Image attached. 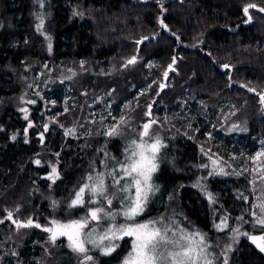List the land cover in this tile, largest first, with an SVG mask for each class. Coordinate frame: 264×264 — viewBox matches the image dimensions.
I'll return each instance as SVG.
<instances>
[{"label": "trees", "instance_id": "1", "mask_svg": "<svg viewBox=\"0 0 264 264\" xmlns=\"http://www.w3.org/2000/svg\"><path fill=\"white\" fill-rule=\"evenodd\" d=\"M38 1L0 0V264H84L74 242H52L37 227L15 228L6 220L10 211L46 227L51 221L83 227L86 240L93 237L88 256L97 264L122 262L129 239L109 254L96 243V234L104 236L110 223L122 221L117 218L121 197L111 204L104 199L114 187L106 185L99 200L91 190L80 202L75 200L89 182L124 178L122 154L132 142H124L120 133L126 128L127 141L140 137L145 110L153 101L160 126L147 138L160 140L163 188L161 202L151 210L153 219L174 217L191 231L206 232L213 246L228 253L216 256L217 264H264V250L249 236L236 239L231 250L225 246L236 220L250 214L244 196L253 192L249 181L235 175L209 177L212 200L203 189L190 186L211 165L200 143L224 151L233 135L229 126L236 122L240 161L254 153L264 136V100L257 95L264 94V13L251 9L252 23L244 24V7H264V0ZM134 56L137 61L128 63ZM175 56L179 73L173 92H159L157 76ZM44 64L49 70H43ZM69 64L72 68L64 70ZM25 72L48 78L43 97L36 92L26 102L29 118L20 100ZM60 76L63 82L57 80ZM151 80L155 83L148 87ZM141 86L148 91L138 99L139 106H121L133 87ZM49 92L61 108L74 107L76 112L46 118L51 108L61 109L48 106ZM233 109V118L224 115ZM174 120L181 123V128L174 123L181 132L168 133L166 127ZM82 121H87L84 132L65 134L68 125L72 129V124L84 125ZM189 125L197 131L189 128L188 137L182 132ZM108 127L114 128L109 134L104 131ZM222 131L231 134L223 138ZM94 208L105 209V219L97 224ZM145 217L139 220L149 219ZM218 218L230 223L227 230L215 229Z\"/></svg>", "mask_w": 264, "mask_h": 264}, {"label": "rangeland", "instance_id": "2", "mask_svg": "<svg viewBox=\"0 0 264 264\" xmlns=\"http://www.w3.org/2000/svg\"><path fill=\"white\" fill-rule=\"evenodd\" d=\"M38 2L40 3L41 0ZM150 63L153 64V62ZM167 67L168 65H166L164 70L160 71L157 76L158 91L160 90V85L162 83H166L165 87L161 91L171 90L173 92V81L177 78L179 72H176V68H174V72L170 73L169 77L164 80V74L166 73ZM42 68L43 70H49V65L44 64ZM68 68H72V64L63 65L64 70ZM26 74L27 73L25 72L22 77L23 93L20 100L23 102V105H21L23 110L27 112L25 114V118H29L31 109L26 102L30 99L29 96L35 95L36 92L37 95L43 97L45 91H48V78L41 76L38 72H36L33 76H27ZM57 80L63 82V78L61 76L57 78ZM154 83L155 80H151L148 87L152 86ZM133 88L135 89L134 93L127 101L121 103V106L131 107L133 104L139 106L138 99L144 92L148 91V89L144 86ZM242 88H244V86H242ZM49 94L50 100L47 102L48 106H57L61 108V105L58 103L54 94L51 92H49ZM67 97L68 99L71 98L70 95ZM242 98L247 97L242 96ZM153 102H150L145 110L147 118L142 122V126L140 128L141 132L139 134L140 137L132 138L130 141H127L126 128H124V130L120 133L124 142H132L127 145L126 150L122 154V163L126 165L124 178L121 179L118 177L117 179H111L107 183H104L103 181L105 179H103L101 182H95L93 185L89 182L78 190L79 194L75 202H80L81 197L87 190H91L92 193L96 195V201L100 198L99 193L106 190V185L108 187V185L111 184L114 187L110 194L106 193L104 199L107 203L111 204L118 197H121L119 201L121 202V207L118 208L120 209V213L118 212L117 218H122V221L119 225H117L116 222H109L110 224L108 226L107 234L104 236L102 234H96V225L92 226V231L96 234L98 240V242H96L97 246L106 250L108 254L117 250L126 238L129 239V251L126 253L120 264H217L218 261H216L215 257H226L228 256V253L223 254L221 249L219 251L216 245L213 246L214 242L213 240H207L206 232L201 230L191 231L187 225H184L179 219L174 217L169 220L158 217L157 220L153 219L156 214H152L151 210L156 207L157 203L161 202L163 192L162 185L160 184V178L158 176L159 156L161 153L160 140L158 138H147L148 135L157 134L155 131L157 130V127L160 126L159 115L155 111V105ZM229 102L233 103L234 99ZM229 102H225L224 105ZM108 105H110V102H107L105 107H108ZM149 106H151L150 111ZM76 110L77 109L74 107L61 109L51 108L47 112L46 118L47 116L57 118L62 114L72 116ZM236 112L237 111L233 109L230 113H225L224 115H227L229 118H233ZM149 113L151 116H148ZM220 113H222V111H220ZM106 114L109 113L107 112ZM78 116H80V113ZM103 119L107 120L108 118ZM149 121L151 122L150 125ZM83 122L84 125L72 124V129H70V126L68 125L69 131L65 132V134L70 133L75 136L78 135L76 132L79 130L84 132L87 121H82L81 123ZM175 122L176 121L174 120V122L166 127L168 129V133L174 134L176 132H181V130H178L175 127ZM176 123L180 128L182 127L180 122ZM48 126L49 123H47L44 128L47 129ZM189 128L195 130L197 129V126L193 127L189 125L187 130L182 132L188 137V133L190 131ZM229 128L231 129L230 131H232L231 133L233 135L231 137L229 136L231 138L228 142L230 145H227V148L224 149V151H222L219 145L207 146L205 145L206 143H200L203 155L210 158L211 165L209 167L208 177L212 175V177H225L230 175H235L237 178L243 177L242 180H244V182L247 180L249 181L250 188L253 189L255 194V198L252 197L253 192L251 191L244 195L246 202H250V214L236 220V224L232 226V232L227 234L228 237L225 246L227 250H231L234 248L236 239L241 238V236H249L250 239L260 247V249L264 250V136L259 140V146L256 147L254 153L247 156V159L238 161V157L242 158V153L238 154V150H232L237 146L235 140H238V135L233 132L235 130L238 131L237 123L234 122V124L230 125ZM113 130L114 128L111 127L104 129L105 133L108 134ZM196 131L197 130H195V133ZM223 133L224 132L222 131L223 138H227V136L231 134L229 132H226L228 135ZM101 136L107 137L104 134ZM41 138H43L42 134ZM231 160H234V163ZM55 172L56 171L52 173V178L55 177ZM190 186L198 188L201 192L203 189V191L206 192L207 197L212 200L214 192L211 190L206 177H202L200 180L191 182ZM250 196L252 197V200L249 198ZM97 211L100 212L97 214ZM103 211H105L103 208H94L92 210V214L96 213V224L105 219ZM142 216H147L149 219L139 220ZM30 218L34 219L33 217ZM34 220L39 222L36 219ZM222 220L223 219L218 218V224L215 225V229L219 230V232L227 230V226L230 225L227 220ZM64 222L66 221H51L50 225H47L49 227V231H45L48 233V237L52 242H56L63 238L67 239V237H61L58 235L55 237L51 236L53 226L57 223H60V225H66L67 223ZM87 224L88 223H85L84 226ZM82 228L83 227H80L74 234H71V238H75V244L73 243V245H75L76 250L83 256L82 258L84 260V264H97L98 260L94 258V256H88V242H92L93 237L87 241ZM253 229L258 231L251 232ZM68 239L69 241L71 240L70 238ZM66 244L70 247L69 243L66 242Z\"/></svg>", "mask_w": 264, "mask_h": 264}, {"label": "water", "instance_id": "3", "mask_svg": "<svg viewBox=\"0 0 264 264\" xmlns=\"http://www.w3.org/2000/svg\"><path fill=\"white\" fill-rule=\"evenodd\" d=\"M251 9H255V10H258L262 13H264V7L262 6H258L256 4H249L247 5L246 7H244V13L247 17L246 21L244 22L245 25H250L252 23V17L250 15V10ZM153 36H150V37H147L146 40H149L150 38H152ZM137 61V58L136 57H133L131 58L128 63L132 64L134 62ZM177 62V56L174 57L173 59V62L169 65V67L167 68L166 70V73H165V78L168 77L169 73L174 70L175 68V64ZM226 66L223 67V69H225ZM165 84L166 83H162V85L160 86V90L159 92H161V90L165 87ZM151 109V106H149V111ZM148 116H151V114L149 113ZM151 124V122L149 121V125ZM6 220L14 225L15 227H29V226H36L38 228H41V229H48L44 226H42V224L40 222H37L35 221L34 219L30 218L28 220H21V219H17L12 212H9L7 217H6ZM68 230H63L61 228H59L57 225H54L53 226V229H52V232H51V236L52 237H55V236H65V234L67 233Z\"/></svg>", "mask_w": 264, "mask_h": 264}, {"label": "flooded vegetation", "instance_id": "4", "mask_svg": "<svg viewBox=\"0 0 264 264\" xmlns=\"http://www.w3.org/2000/svg\"><path fill=\"white\" fill-rule=\"evenodd\" d=\"M250 91L249 92H251V93H255L254 92V89H252V88H250L249 89ZM258 96H259V98L260 99H264V94H257ZM231 147V146H230ZM232 150H239V148L236 146L234 149H232ZM202 155H203V153H202ZM55 173H56V175H57V172H58V169L57 168H55ZM213 176V175H212ZM212 176H210V177H212ZM206 177V179H209V177H208V174L205 176ZM212 178H214V177H212ZM59 228H61V229H63V230H68L67 231V233L65 234V236H62V237H67V239L68 238H70L71 239V241L72 242H74L75 241V238H71L72 236H71V234H74L75 233V231H77L80 227L79 226H75V225H70V224H66V225H60V224H56ZM46 231H49V227H48V229H45ZM75 243V242H74Z\"/></svg>", "mask_w": 264, "mask_h": 264}, {"label": "bare ground", "instance_id": "5", "mask_svg": "<svg viewBox=\"0 0 264 264\" xmlns=\"http://www.w3.org/2000/svg\"><path fill=\"white\" fill-rule=\"evenodd\" d=\"M238 152H239V150H238Z\"/></svg>", "mask_w": 264, "mask_h": 264}]
</instances>
